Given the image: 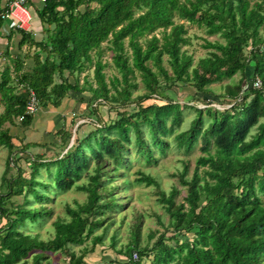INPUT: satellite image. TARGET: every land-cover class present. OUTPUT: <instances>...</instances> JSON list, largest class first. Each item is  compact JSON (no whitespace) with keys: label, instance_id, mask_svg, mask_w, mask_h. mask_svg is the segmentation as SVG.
Masks as SVG:
<instances>
[{"label":"trees","instance_id":"trees-1","mask_svg":"<svg viewBox=\"0 0 264 264\" xmlns=\"http://www.w3.org/2000/svg\"><path fill=\"white\" fill-rule=\"evenodd\" d=\"M36 17L41 40L20 31L35 47L29 68H16L13 80L7 68L0 75V146L7 151L0 176V264H49L57 252L67 256L68 264H83V256L103 243L114 223L111 214L122 207L115 178L121 175L127 183L124 171L135 157L154 164L155 153H165V139L181 121L180 105L161 90L181 83L193 87V96L212 95L208 85L237 73L235 84L221 86L222 106H190L194 118L172 135L185 152L199 144L191 175L186 177L183 163L176 173L185 187L180 199L175 184L165 192L155 177L136 172L134 183L158 190L156 202L167 215V225L156 215L163 230L148 231L140 245L134 223L128 240L115 250L123 259L101 264H264V0H43ZM186 25L221 39L202 37L201 47L207 51L194 63L183 48L190 44ZM104 50L110 52L116 72L108 78L103 72L107 63L101 60ZM89 67L92 80L85 74L79 78ZM136 76L144 90L133 94ZM255 77L257 89L251 86ZM28 89L41 107H56L70 91L87 94L85 107H134L81 136L77 123L68 148L71 131L57 129L54 134L64 143L61 150L66 149L43 159L28 148L44 144L16 146L3 127L20 115V126L29 124L32 115L24 114ZM160 95L163 103H144ZM17 160L29 166L27 176ZM11 165L15 172L8 175ZM39 167L49 180L36 178ZM82 174L85 180L77 183ZM71 188L85 193V200L64 205L65 218L51 222L50 238L23 231L25 224L50 214L46 204L51 194ZM16 196L20 202L11 201ZM31 201L38 205L29 206ZM166 231L171 234L165 236ZM115 232L108 237L111 248ZM86 241L89 247L82 245ZM76 245H82L78 253L71 249Z\"/></svg>","mask_w":264,"mask_h":264},{"label":"rangeland","instance_id":"rangeland-1","mask_svg":"<svg viewBox=\"0 0 264 264\" xmlns=\"http://www.w3.org/2000/svg\"><path fill=\"white\" fill-rule=\"evenodd\" d=\"M187 26V34L190 37V44L187 46H184L183 48L186 49L187 53L192 55L193 63L201 56L205 55L206 49L201 47L202 44V37L212 41V40H220L221 39L217 35H205L203 31L195 28L192 25H186ZM261 32V31H260ZM262 35H264V26L262 28ZM103 48L105 47V43H102ZM165 57L163 56V59ZM102 62H106L107 66L103 69V72L105 74V77L108 78L109 76L114 75L115 69L112 67L110 62V52L108 50H104L102 56H101ZM31 64V63H30ZM163 65L166 66L165 62H163ZM85 74L90 80H92V68H87L84 72L79 74V78H81ZM240 77V73H237L234 75V77L231 80H223L220 83H213L206 87V90L208 92H212L211 94H196V96H193L194 89L191 85L188 84H181L176 83V85L171 86L170 88H164L161 91H163V95L167 96L171 100L177 101L180 105L181 109V121L178 125V127L170 134L169 137H167L165 140L168 142V147L165 150V153L163 155H156L157 159L154 164H146L143 162V160L139 157H135V160L130 163V166L125 169L124 171V178L127 179V183L121 182L123 177L121 175L117 176L115 178V184L116 189L115 192H117L116 197H118L119 202L122 204V207L118 210V212L111 214V218L113 219L114 223L111 225L110 228L106 231L105 239L103 240V243L101 245H95L93 251L88 252L86 255L83 256V264H101V262H105L111 259H123L121 255L115 254L116 249H120L123 244L128 240V231L129 229L132 230V225L134 223L138 224L139 229V244L142 245L145 243L147 233L148 231L152 230H163L162 225L157 223V217L159 216L160 222L166 226L167 224V215L163 212V210L160 208L159 205H157L156 198H157V191L155 187L153 186H145L143 184H136L134 183V178L137 176L136 172L141 171L143 173H148L149 175L156 178V181L158 182L159 188L163 191H167L168 188L175 184L178 189H180V193L177 196V200L180 199L181 196L184 195L185 187H181L180 184L177 182V176L176 173H178L181 170V163L187 165V174L186 177L188 178L191 175V171L194 165V160L196 156L199 154V144H196L192 149H190L188 152L183 151L182 148L177 147L173 140L172 135L174 132H181L185 128L188 127L190 124L191 119L195 116V111L193 107H203L204 104H208L207 106L219 108L222 106L220 104L222 102L221 99H219L218 94L222 93L221 86L225 83L227 84H235L237 80ZM136 82H137V90L134 91L133 94L136 93H142L143 87L142 83L139 80V77L136 76ZM70 81H72V77H70ZM181 84V85H180ZM214 94H217V99L214 98ZM76 96V94L74 95ZM78 96V95H77ZM85 102L87 100V94H84ZM163 96L160 95V97L156 100L154 99H148L144 103H163L161 101ZM221 98V97H220ZM183 105H189L184 108ZM214 105V106H213ZM94 110L89 108V106L84 105L83 109H81V112L75 111L74 114L69 115L73 120L69 124L68 127H65L66 130L71 131V135L75 132V125L77 123H81L80 127L78 129V136H81L91 129H93L95 126L102 124V122H108L116 118V112L121 111H128L132 107H134V104H130L127 107H121L116 106L114 108H111L110 105L107 103L104 104H98L97 106L90 105ZM90 109L92 112H89ZM37 111V110H36ZM14 123H18L16 120ZM18 126V125H17ZM63 129L64 123L63 121H59L54 127L51 126L52 131H50V134L54 133V131L59 128ZM61 129V130H62ZM62 132V131H61ZM27 134V132H25ZM25 134V135H26ZM53 136H55L53 134ZM26 136V140H27ZM57 138V137H56ZM52 139V138H51ZM69 142V141H68ZM173 142V143H172ZM59 144L54 148L50 146H46V149H29L32 154H35L34 152L38 151L40 154H43V159H47L49 157L54 158L56 154H62L65 149L62 148V145L64 143L58 142ZM18 146V145H16ZM7 151L5 148L0 146V176L4 170V162L6 159ZM132 156L129 154V158ZM16 165H19L22 170L24 176H27L29 174V166L22 160H17ZM52 170V169H51ZM14 168L13 165H11L8 168L7 174L12 175L14 174ZM122 174V173H119ZM175 174V175H174ZM47 172H45V169L43 167L38 168V172L36 174V178L40 180H46L47 179ZM53 176V171L51 174V177ZM53 178V177H52ZM49 180V179H47ZM52 180V179H51ZM85 176L84 174L81 175V178L78 182L84 181ZM52 193V192H51ZM50 194V193H49ZM52 198V201H48L46 204V208H50L51 212L48 216H46L44 219L39 221L38 223H27L23 227V231L29 234H36L38 238L40 239H48L53 234V227L51 222L57 217L59 218H65V210L64 205L68 204L70 206H73V203L76 202H83L85 200V193L76 190L75 188H71L67 191H63L60 193H56L55 195L51 194L50 196ZM29 200H31L30 197H28ZM11 201L14 202H20L21 196H16L11 198ZM38 204L31 201L30 205L31 207H36ZM128 229V230H127ZM101 229L97 230L96 233H99ZM113 230H115V247L111 248L108 245V237L112 234ZM171 234L170 232L166 231L165 236H169ZM154 238H152L153 240ZM87 247H89L88 241H86L84 244ZM73 246L71 249L74 250L75 253L79 252V248L82 246ZM143 261H146L144 259ZM49 264H68V258L65 254L61 252H57L56 254H51L48 259Z\"/></svg>","mask_w":264,"mask_h":264},{"label":"crops","instance_id":"crops-1","mask_svg":"<svg viewBox=\"0 0 264 264\" xmlns=\"http://www.w3.org/2000/svg\"><path fill=\"white\" fill-rule=\"evenodd\" d=\"M7 2L8 0H0V14L6 9ZM42 4L43 0H26V8L29 13L28 26L26 28L15 25L13 17L0 18V75L2 70L7 68L8 74L13 80L15 79L17 69L22 71L29 68L31 54L35 51V47L29 43V39L21 36L20 31L27 33L35 41L43 38L42 25L36 17V10ZM20 39L22 40L21 43ZM74 95L70 91L60 100V103L56 107L50 104L44 107L38 106L37 111L31 116L32 118L26 126H20L19 123H4L3 127L8 128V132L12 137V143L14 145H19L20 143L44 144L43 147L31 146L28 150L35 148H38V150L41 148L46 149V146L55 148L59 144L60 139L56 134L53 133L55 136L52 133L50 134V131L53 129H51V126L54 127L59 121H63V128L69 126L70 121L73 120L69 115L74 114L75 111L81 112V109L85 105L84 94L79 93L76 96ZM0 110H2V107H0ZM26 136L28 137L27 140ZM36 152L39 153L38 151Z\"/></svg>","mask_w":264,"mask_h":264},{"label":"built area","instance_id":"built-area-1","mask_svg":"<svg viewBox=\"0 0 264 264\" xmlns=\"http://www.w3.org/2000/svg\"><path fill=\"white\" fill-rule=\"evenodd\" d=\"M13 17L15 19V25L26 28L28 26L29 13L26 8V0H8L6 9L0 14V18ZM251 86L254 88H259V79L255 77L251 81ZM38 107L37 99L34 92L28 89V100L25 104L24 114L33 115ZM22 116L17 117V121L21 120ZM132 258H136V253H132Z\"/></svg>","mask_w":264,"mask_h":264},{"label":"water","instance_id":"water-1","mask_svg":"<svg viewBox=\"0 0 264 264\" xmlns=\"http://www.w3.org/2000/svg\"><path fill=\"white\" fill-rule=\"evenodd\" d=\"M72 139H73V135L70 136V140H69L67 147L70 146V144L72 143Z\"/></svg>","mask_w":264,"mask_h":264}]
</instances>
